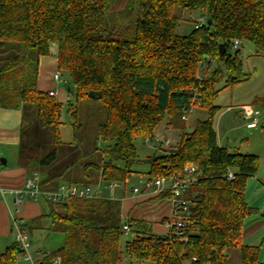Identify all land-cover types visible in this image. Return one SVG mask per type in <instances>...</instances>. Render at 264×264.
<instances>
[{"label":"trees","instance_id":"16d2710c","mask_svg":"<svg viewBox=\"0 0 264 264\" xmlns=\"http://www.w3.org/2000/svg\"><path fill=\"white\" fill-rule=\"evenodd\" d=\"M117 2L0 0V110L21 112L16 166L37 173L45 191L62 183L115 182L126 188L137 174L133 167L142 163L135 139L152 143L162 122L170 130L183 110L204 108L207 119L190 133L183 129L172 151L144 161L149 167L144 175L151 178L197 167V182L185 194L189 218L180 236L156 235L150 222L124 218L115 199L42 202L48 214L24 227L30 231L48 219V230L63 237L44 264L54 258L59 264H123L126 223L132 238L124 253L138 264H226L230 249L239 251L240 264H261L259 247L242 243L245 221L256 212L245 200V183L256 176L259 159L218 145L214 119L220 108L213 102L220 83L246 80L239 50H230L234 40L264 56V0H126L115 11ZM175 9L199 11L205 23L177 36ZM52 44L56 69L68 75L74 89V104L67 109L70 143L60 139L59 102L37 89L39 59L49 56ZM256 104L264 107V98ZM21 254L13 242L0 254V264H16Z\"/></svg>","mask_w":264,"mask_h":264},{"label":"rangeland","instance_id":"374dc122","mask_svg":"<svg viewBox=\"0 0 264 264\" xmlns=\"http://www.w3.org/2000/svg\"><path fill=\"white\" fill-rule=\"evenodd\" d=\"M119 4H125L126 0H118ZM115 7L114 10H118L119 7ZM174 14L179 19V23L176 29V35L180 37L188 36L197 24V20L201 17L205 18V15L201 12L189 13L187 11H181L175 9ZM53 46V45H52ZM52 46H50L49 57L53 55ZM56 51V44L54 45ZM240 59L242 61V75L245 81L224 86V82L218 85L219 94L214 100V106L220 108L218 114L214 119V130L217 136V142L220 147L227 149L230 153H239L241 155H252L259 159V165L256 176L250 177L245 183V200L249 207L256 210L255 214L250 216L245 221V227L255 226L256 230H253L243 240V245L259 247L261 251L260 259L264 261V107L256 104L257 99L264 98V56H255L254 50L251 44L241 42L239 48ZM56 55V52L55 54ZM211 72V71H210ZM57 73L61 82L56 83L53 81V74ZM204 71H199V77L201 78ZM206 73L205 75H209ZM52 89L56 92L57 101L61 106V127H60V139L65 143L72 142L71 128L68 123L67 109L68 106L73 105L75 101L74 89L70 85L68 75L66 73L58 72L55 69L52 70L51 75ZM65 82V83H64ZM68 88L71 91H68ZM249 107L251 110L258 112L256 116L255 128L248 129V119L243 116L242 108ZM187 121H177L176 127L162 132L159 136L161 141H157L156 150L151 144V141L144 138H137L134 141V146L137 152V159L141 161L139 165L133 167V171L137 172L126 183L127 191L138 187L139 180L146 177L148 172V165L144 163L148 158H152L155 155L165 156L178 144L182 130L186 133L192 132L196 125L207 119V110L204 108L195 107L191 110L190 114L186 115ZM251 119V118H250ZM165 121L160 126H163ZM154 133V137H157V130ZM156 135V136H155ZM168 139L170 143L164 145L163 142ZM163 141V142H162ZM16 153H18L16 151ZM161 195V194H160ZM130 193L128 192L125 197L120 195V192H115L113 196L110 195L108 190L104 191L102 198L105 199H117L118 201L129 200ZM255 204V206H253ZM45 211H48L46 206ZM168 208V205H164V211ZM151 210V208H149ZM142 213V212H141ZM142 213V216L137 219L143 220L146 215ZM142 217V218H141ZM169 221V220H168ZM262 223V224H261ZM250 224V225H249ZM50 220H41V222L33 225L32 230L28 231L29 238L31 240V249L29 253H35L36 250L40 252L44 250H50L58 248L62 245V234L59 231H49L48 226ZM154 233L159 235L163 234L161 225H155ZM40 227V230L37 228ZM180 236V235H178ZM131 234H122L120 239V250L122 253L123 264H138L128 259L124 253L125 245L131 240ZM15 242V230L12 229V235L6 240L0 239V249L2 246H8ZM21 258V257H20ZM18 259L17 264H22L21 259ZM264 263V262H262ZM142 264H150L148 262Z\"/></svg>","mask_w":264,"mask_h":264},{"label":"crops","instance_id":"0c3cea01","mask_svg":"<svg viewBox=\"0 0 264 264\" xmlns=\"http://www.w3.org/2000/svg\"><path fill=\"white\" fill-rule=\"evenodd\" d=\"M118 4L119 1L114 5L113 9H115V7H117ZM119 6H121V8L119 7L118 10L123 8L122 3L121 5L119 4ZM52 45L51 46L53 48L52 49L53 55L51 57L47 56V57H41L39 59L37 89L40 92H44V93H48L52 91L57 96L56 92L53 91L52 89V82H51L52 70L53 69H55V71L57 70L56 69L57 47L55 51L54 50L55 44ZM55 52L56 55H54ZM55 99L57 100V98ZM244 118L248 119L249 123L251 122V119L246 118L245 116ZM20 128H21L20 111L0 110V189L4 191V195L0 194V239L1 240H6L9 238V236L12 235L13 217L14 218L18 217L24 223H27L31 220L37 219L39 217L48 214V211H45L46 209L44 207L46 205L42 202L23 201L21 202L20 205L14 206L13 204L14 196L12 194H9V191H13L21 188L25 179L28 176V173L24 169H19L16 166V160L18 154L16 153V151L18 152ZM157 131H158L157 137H154L151 143L154 146L155 150L157 144L156 139L158 141H161L158 135H161L162 132L165 133L166 131H168V129L164 124L163 126H160ZM127 190L128 189L125 188L124 191L123 190L115 191V192L119 191L122 197H125L128 192L130 193L131 196L129 200L123 199L125 200V202L122 200L120 201L121 213L123 214V216L129 215L130 217L137 219L138 217L142 216V213L145 212L144 215H146V217H144L143 220L151 223L152 232L154 233V229L157 228L155 225L159 224L163 229L162 235H167L168 229L166 227V223L170 218L169 207L166 209L165 212H163L165 210L164 205H168L167 200L157 199L159 194L157 192H154L153 190H151V192L149 193L141 191L137 195H133L131 191H127ZM253 206H255V204H253ZM149 208H151V210H149ZM258 225H260V223L256 224L255 226L250 225L249 227H246L243 234V240L248 235H250L253 230H256V227ZM37 229L40 230V227ZM154 234L159 235L157 233ZM8 246H6V244L5 246H2V248L0 249V254H2ZM58 248H54L53 250L52 249L44 250L42 252H40V250H36L35 253H29V255L35 259L41 260L43 257L57 250ZM260 256H261V251L259 254V262L261 261ZM262 262L260 263L264 264ZM22 264H26V263L22 262ZM226 264H240V255L237 249H230L228 251V259Z\"/></svg>","mask_w":264,"mask_h":264},{"label":"built area","instance_id":"2783aa9c","mask_svg":"<svg viewBox=\"0 0 264 264\" xmlns=\"http://www.w3.org/2000/svg\"><path fill=\"white\" fill-rule=\"evenodd\" d=\"M204 23L205 19L203 17L197 20L198 25H203ZM240 44L239 40H234L230 44V50H239ZM53 81L56 83L61 82L57 73L53 74ZM48 96L54 99L56 98L55 93L52 91L48 92ZM193 108L195 107H192L189 110H183L181 121H187L186 115L188 113L190 114ZM242 111L246 118H251V122L247 124V128H255L258 112L251 110L249 107L242 108ZM169 143L170 141L168 139L163 142L164 145H168ZM197 172V167L189 165L186 166L178 176L160 178L146 176L139 180V188L135 187L130 191L133 195H137L141 191L149 193L151 190L157 192L159 195L168 194L169 198L167 199V203L170 210V218L166 223V227L168 229V234L178 235L181 230H183L189 218V202L185 199V194L189 187L197 182ZM227 179H233V174L231 172L227 174ZM124 189L125 187L122 184L115 182L109 184L98 183L91 186L62 183L54 191H45L40 188V176L37 173H31L27 176L21 188L9 191V194L14 196V206L20 205L23 201L67 204L71 199H100L106 190H108L110 195L113 196L116 190ZM0 194L4 195L2 189H0ZM110 200H113V198ZM12 222L15 230V243L19 245L22 251V254L19 256V258L21 257V261L26 264H44V257L40 260L29 255L31 241L28 232L24 227V222L18 217H13ZM129 228V225L126 223L123 228V233L129 234ZM47 264H59V260L57 258L50 259Z\"/></svg>","mask_w":264,"mask_h":264},{"label":"water","instance_id":"95a60500","mask_svg":"<svg viewBox=\"0 0 264 264\" xmlns=\"http://www.w3.org/2000/svg\"><path fill=\"white\" fill-rule=\"evenodd\" d=\"M208 24H210V23L208 22ZM218 51H219V56H220V57L223 56L224 53H225V46H224L223 44H220V45L218 46ZM68 91H71V89L68 88ZM89 97H90L91 99H93V98H94V95H93L92 93H89Z\"/></svg>","mask_w":264,"mask_h":264}]
</instances>
